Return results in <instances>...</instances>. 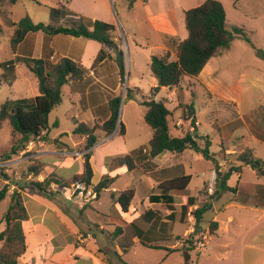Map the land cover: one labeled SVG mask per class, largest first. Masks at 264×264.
I'll return each mask as SVG.
<instances>
[{
	"label": "crops",
	"instance_id": "0c3cea01",
	"mask_svg": "<svg viewBox=\"0 0 264 264\" xmlns=\"http://www.w3.org/2000/svg\"><path fill=\"white\" fill-rule=\"evenodd\" d=\"M88 1L92 2L88 4V8L95 14L90 18L91 21L98 20L108 24L114 22L112 15L109 17L111 21L98 17L100 16V7L103 4L109 7L108 0H100V4L98 5L93 3V1L97 0ZM72 2L73 0H71V3ZM166 3L167 0H147L146 2L140 0L134 1V7L138 6V8L145 13L148 26L153 30L158 40H137L136 38L138 36H136L135 31L130 33L123 27L125 32L131 35L132 40L128 41L131 42L133 51L136 54H145L149 62L148 64H150L152 56L162 57L168 54L170 60H174L176 46L182 41L180 39H174L176 38L174 32L178 26L177 15L179 14V18L183 16L184 19V12L187 10L180 9L178 2L172 7ZM61 4L66 7L70 6L69 4ZM156 4L157 7H155ZM70 12L69 13L73 14V16H77L78 14L75 11ZM37 34H42L43 36L41 37L42 40H37L35 46L30 51V55H32L31 58H43L51 63H56L62 58H68L81 64L83 68L86 69V76L82 81L65 85L62 88V102L58 107L64 105V98L69 102V105L72 106L71 109L68 107L69 109L64 112L65 117L70 118L75 127L77 123H84L87 126H92L95 121L105 122L108 120L110 117L108 104L113 98L120 95L122 89L118 66L120 58L117 54L118 49H121L120 46H122L120 40L113 36L116 50L110 48L107 56L98 61V55L104 49V46L95 40L71 36L63 38L60 35H53L47 40V42L49 41L47 46L46 39L48 36L41 32ZM23 43L25 42H22V45ZM46 48L52 50V53L50 55L48 54V57L45 56ZM34 49L35 54L31 53ZM217 59L218 58L210 59L197 77L182 78L178 87L173 89L161 88L167 89L169 92V98L165 100V104L171 112L170 127L173 124V128L179 132V135H173L170 129V134L173 137H181L186 132H195L194 135L197 136V142L201 146L204 144V138H208L209 135L200 133L201 121L198 119L199 114L196 108L194 107L195 125L193 126L190 120H185L181 106L193 103L192 98H190L191 96L193 98H200L201 94L205 93L210 104L206 106V112L208 113L207 118L211 127L210 131L213 133L220 131V140L223 142L220 145V151L218 153H213L216 155L220 168L224 170L229 163L233 162V157L246 148L251 149L256 158L264 161V141L256 137L250 130V124H253L256 119L254 116L251 117V115L260 109L264 110V104L259 98L254 101L253 95L242 94V90L239 87L234 86L228 88V90H224L220 86H217L216 77L219 68ZM123 60L125 63V59ZM142 77L143 76L134 77L132 80H128L126 84V87H131L135 92L140 93L141 97L147 96L152 88L158 86V81L152 74H150L146 86L142 85L140 82L143 80ZM243 92L247 93L248 91L243 89ZM37 95L38 94L35 96ZM156 96L152 98L156 100ZM213 102L222 106L219 107L220 110H215L216 108H214ZM224 107L232 108L233 114H222L224 110L221 109H224ZM73 109H76L75 113H72ZM53 111L54 109L52 112ZM216 118L220 119L219 123ZM260 121L264 128L263 115ZM73 131L70 133L71 137L74 136ZM126 133L127 130H125V136ZM42 135L45 141L32 140L18 152L19 156L27 153L28 155L22 160V164L26 161L27 167L30 165L31 168L34 167L38 172L37 177H34L33 173L30 172L31 174L28 176V180L31 179L41 182L45 178L52 177L57 183L52 182L49 188L56 196L54 201H50L36 194L21 192V195H23V206L28 218L26 221L22 222L26 248L24 253L19 257L18 264H68L72 259L74 260L73 262L78 263L81 260L78 255L82 256L83 253H88L91 256L93 264H108V262L114 264V261H112L113 258L109 255V250L105 246L102 247V244L97 243L95 238V236H97L96 232L105 234L106 237L111 234L110 238L116 246L114 249L115 252L112 254L118 259V252L120 249L122 252L126 253L137 244H141L137 234L145 238L149 245L157 247V249L153 250H163L166 253H174L169 251L172 249L178 250L177 252L182 251V247H184V238L193 232V227L183 224L188 227L184 230L182 237L172 235L171 233V225L181 222L179 220L181 202L179 206H176L174 203L172 209H170L162 204L150 202V197L160 194L158 184L164 180L172 179L177 176L189 175L191 177L189 185L183 191L173 192L171 195L175 198V201L178 196L180 198L197 197V204L190 207L189 210H194L201 203L205 202L206 197H200V192L206 187L208 196L213 193L216 173L213 164L199 171H194L191 168L192 163L198 162L201 159L205 160L200 153L185 150L180 154L163 153L151 159L148 157V151H144L141 156L135 157L134 164L136 167L129 171L125 165L117 162L116 159L123 158L127 155L132 156L138 148L143 146L140 145L139 147L128 149L125 139L120 137L117 129L109 136H106L101 131H96L95 136L97 138V144L91 149V156L89 159L93 172L90 185L94 187L102 177L107 178L110 184L109 188L103 189L99 193L95 202L83 208H79L64 197L61 191V185L69 186L65 184H67L73 176L82 172L83 154L85 153L83 150L85 144L84 137L78 135L80 137L79 142L73 143V147L70 148L56 139L50 141L47 130L43 131ZM66 136L70 137L69 135ZM229 138H232V141H236L237 144L230 145L226 143ZM115 141H122V147L117 151H109L108 147ZM259 147L262 150V154L257 157ZM222 149H224V154L221 153ZM222 155H224L227 160H223ZM28 158L30 159L29 162ZM45 159L47 161H45ZM244 170H250L251 173H254L256 181L240 184V179ZM126 172L130 173L132 176H134L135 173H140V178L137 183H133L131 187L127 188H132L134 190V198L131 202L129 211L127 213H122L115 199H112V194H114L116 198L119 192L127 189L115 190V188L112 187L114 178L111 177V175L125 174ZM232 179L235 183L234 187L230 185ZM227 185L229 188L235 189V191L225 192L230 195V198L226 200V204L224 203L225 205H219L218 207L214 206L217 204L216 202L224 196L223 193L218 200L212 203V209L208 212L217 211L220 214L227 206L237 203L251 211L257 210L260 211L261 214L264 213L263 177L258 176L250 168L244 167L239 176L233 175L229 179ZM7 187L8 197L14 186ZM239 190L245 191L247 193V198H243L242 200L237 199V196L240 194ZM102 192L110 193L112 207H116L117 211L113 213L114 215H112V213L106 215L97 212V215L102 218L103 222L94 227L95 231L87 230L82 225L78 224V217L83 216L86 208H91L92 204L99 203ZM71 207L76 208L79 216L72 211L73 209ZM176 207H178V209H176ZM146 213L145 221H143L141 226L138 228L134 227L136 221ZM171 213L175 214L174 221L170 220L169 216ZM218 217L215 216L210 220L218 224L217 230L214 231L213 236L219 234L223 225H225L223 230L230 232L229 225L235 222L232 216L226 218V224L225 221H219ZM262 217L263 215H260L257 219L260 220ZM202 224L200 227L204 231L207 226L203 227ZM112 228L114 231H112ZM209 237L210 235H208V238ZM203 249L204 247L201 250Z\"/></svg>",
	"mask_w": 264,
	"mask_h": 264
},
{
	"label": "rangeland",
	"instance_id": "374dc122",
	"mask_svg": "<svg viewBox=\"0 0 264 264\" xmlns=\"http://www.w3.org/2000/svg\"><path fill=\"white\" fill-rule=\"evenodd\" d=\"M205 0H167L169 6H175L178 2L180 9L188 10L199 6ZM219 1L225 10L226 20L229 26L245 29L251 40V44L245 42L240 37H234L230 46L225 49L222 56L218 58V72L216 85L220 86L224 90H228L231 87H239L242 90V94L253 95V100L257 98L264 104V59L259 57L256 50H261L264 53V0H217ZM108 5L103 4L100 7V18L109 20L110 16L114 19V22H110L115 27L113 36L118 38L121 42V49L125 63L124 76L122 82V89L120 92L121 97H124L125 88L128 80H132L134 77L143 76V80L140 81L142 85H147V80L150 76L149 62L145 54H136L131 42V35L127 34L125 30L132 33L136 32L138 36L137 40H158L153 30L148 26L145 13L137 7H134V1L131 0H108ZM63 4H69L66 7ZM88 0H19L15 4H10L6 0H0V105L6 101L16 102L21 100L31 101L36 94L37 81L35 77L28 71L27 67L19 62V58L32 57L30 51L35 46L37 40H42V34L29 33L28 37L24 39L23 45L20 43L15 52L11 48V38L13 35L12 24L18 23L21 19L28 17L34 24H43L45 26H63V27H75V24L79 22L78 18L83 22L88 23L91 21V17L95 14L88 8ZM94 4H100V0L93 1ZM157 7V4L155 5ZM51 9H55L57 12L51 14ZM70 11H75L77 16L69 14ZM71 13V12H70ZM178 26L175 29L176 40H183L186 38V30L184 26L183 16L179 18ZM97 17V16H96ZM78 20V21H76ZM125 27V30L124 28ZM40 36V37H36ZM49 40L50 35H47ZM63 38H67L65 35H60ZM61 38V37H60ZM27 40V41H26ZM65 40V39H63ZM49 41L46 43L48 46ZM254 46V47H253ZM110 51V49H107ZM26 51V52H25ZM35 49L33 52L35 54ZM48 48L45 49V56L48 57ZM14 61L16 64L14 68L8 69L7 66H2L4 63ZM120 64L118 63V66ZM120 70V68H119ZM131 99H127L125 103H121L119 109L118 123H121L124 130H127L126 136L121 138L125 139L128 149L145 146L151 137V130L144 122L145 109L140 105L141 94L135 92L134 89L129 87ZM243 89L248 92L244 93ZM147 93V92H145ZM169 92L167 89H161L156 96V100H168ZM194 107L199 114L198 119L201 121L200 133L209 135L210 142L209 150L211 153H218L220 151V145L223 143L220 140V131L213 133L210 131L211 127L207 118V108L210 105L205 93L201 94L200 98H193ZM64 105L56 107L48 117V138L50 141L53 139L58 140L60 143L72 148L73 143H78L80 137L75 135L70 136L75 125L70 118H66L64 112L71 109L72 106L64 98ZM215 110H220L216 102H213ZM69 107V108H68ZM76 110V109H75ZM72 110V113H75ZM222 114L231 115L233 109L230 107H224ZM219 118V117H218ZM216 118V119H218ZM220 119H218V123ZM173 135H179V132L173 128V124L170 127ZM64 134V135H62ZM69 135L70 137L66 136ZM224 140V139H223ZM235 140V139H234ZM226 143L230 145H236V141H232L229 138ZM12 145H17L15 153L11 152ZM229 146V145H228ZM122 147V141L113 142L108 148L109 151H117ZM204 147V144H202ZM22 145L19 143V139L16 136L11 135L10 129L5 123L0 126V160L8 159H20V164L15 165L9 169L8 173L0 171V190L4 186H14L12 188L11 196L14 192L19 194V198L22 199L19 186H23L24 183L31 182L28 176H30V168L26 166V161L22 164V158L25 159L27 153L20 155ZM262 154V150L259 147L257 157ZM30 159L28 158V162ZM45 161H47L45 159ZM212 163L203 159L198 162L192 163V169L194 171L203 170L206 167H210ZM255 174L250 170H244L240 179L242 183L255 182ZM114 178L112 187L115 190L127 189L137 183L140 178V173H135L134 176L126 172L125 174L111 175ZM32 178V177H31ZM7 182V183H5ZM231 187H234V180H231ZM240 194L237 199L242 200L247 198L245 191L239 190ZM23 193V192H22ZM6 197L0 203V232L5 229V223L3 216L8 210L10 204V197ZM230 198L228 193H224V196L218 200L214 206L225 205L226 200ZM181 198L176 197L175 205H180ZM240 202V201H239ZM225 203V204H224ZM77 216L78 212L76 208L71 207ZM178 209V207H176ZM117 208L112 207L110 193L102 192L101 198L98 204H92L91 208L88 207L83 213V216L78 217V224L82 225L85 229L95 231L94 227L99 223H102V218L97 215V212L114 215ZM193 210H189L186 216V224L194 226V220L190 214ZM260 215H263L262 219H257ZM218 217L219 221H225L226 218L232 216L235 222L229 225L230 232L222 229L217 236H210L207 223L213 217ZM183 222L175 223L171 225L172 235H178L182 237L184 230L188 226L183 225ZM203 227L207 228L200 234L195 235V238L199 241L196 243L193 251L189 252L190 260L188 264H264V213L261 214L257 210H249L240 206L237 203L227 206L220 214L217 211L208 212L204 216ZM228 226V223H227ZM207 230V232H206ZM108 231V230H106ZM112 231L114 229L112 228ZM110 232V231H108ZM188 234L184 238V247L182 251L174 253H166L161 250L148 249L141 244H137L131 248L128 252L124 253L120 249L118 252V258L114 256L115 245L110 236L106 237L105 234L96 232L95 238L97 243L102 244V247H106L109 250L110 257L113 258L114 264H185L184 252L186 249H190V243L193 242V237ZM199 243L204 244V249L199 248ZM182 244V243H181ZM250 247V248H249ZM253 247V248H252ZM5 250L4 242H0V252ZM201 250V251H200ZM111 252V253H110ZM263 255V256H262ZM80 257V262L70 261L68 264H93L92 258L88 253H83ZM83 257V258H82ZM18 261V260H17Z\"/></svg>",
	"mask_w": 264,
	"mask_h": 264
},
{
	"label": "trees",
	"instance_id": "16d2710c",
	"mask_svg": "<svg viewBox=\"0 0 264 264\" xmlns=\"http://www.w3.org/2000/svg\"><path fill=\"white\" fill-rule=\"evenodd\" d=\"M10 4H15L19 0H6ZM135 1V0H131ZM146 2L147 0H140ZM57 11L51 9V14ZM70 14V13H69ZM79 22L75 27L63 26H45L43 24H34L28 17L21 19L18 23L12 24L13 35L11 38V48L15 52L17 46L23 42L29 33H44L45 35H65L71 37H83L90 40H95L104 46V49L98 55V61L107 56L108 50L113 48L116 50V44L113 42V32L115 27L111 24L102 21H88L85 23L78 18ZM76 20V21H78ZM184 26L187 33L185 39L180 41L175 49L174 60H170L168 54L159 57L152 56L150 59L149 68L154 78L161 81L160 86L152 88L147 96H142L140 105L144 107V122L151 130V138L147 146L138 148L132 156L117 158L116 161L125 165L129 171L134 169V159L141 156L144 151H148V157L153 159L163 153L180 154L185 150H191L200 153L202 157L211 161L216 173L214 191L208 196L207 188L204 187L200 192V197H206V201L201 203L190 214L193 217V242L190 243V249L184 252L185 264H188L190 257L189 252L193 251L196 243L199 241L195 235L202 232L200 225L204 221V215L212 209V203L218 200L225 192H234L235 189L229 188L227 183L233 175L239 176L244 167L250 168L258 176L264 178V161L256 158L251 149L246 148L241 153L233 157V162L223 170L220 168L216 155L209 150L210 142L208 138H204V147L197 142L195 132H186L181 137H173L170 134V116L171 112L166 107L165 100H155V97L162 87L173 89L179 86L182 78L197 77L203 70L208 61L212 58H219L227 49L234 37H240L245 42L251 44L248 32L243 28L231 27L226 20V14L223 5L217 0H205L199 6L188 9L184 12ZM252 45V44H251ZM254 47V46H253ZM49 55L52 53L48 49ZM259 57L264 59V53L261 50H256ZM119 72L121 82H123L124 65L123 53L119 51ZM35 77L37 81L38 95L31 101L21 100L16 102L6 101L0 105V126L5 123L10 129L11 135L18 137L22 148L30 141H45L42 135L43 131L48 128V117L53 109L58 107L62 102V88L65 85L82 81L86 76V69L79 63H76L68 58H62L56 63H51L43 58H19ZM15 62L11 61L4 63L2 66H7L12 69ZM1 80V79H0ZM1 85V82H0ZM130 89L125 88L124 97L121 95L113 98L109 104L110 117L105 122L95 121L92 126H87L84 123H77L73 134L84 137L85 144L83 150V165L82 172L73 176L65 185H70L73 182L91 183L93 176L92 168L89 163L91 149L97 144L95 136L96 131L103 132L106 136L111 135L116 129L120 136L125 135L124 127L118 123L119 109L121 103H125L127 99H131ZM184 112L185 120H190L191 124L195 125V109L193 103L181 106ZM264 110L255 111L252 115L256 119L253 124H250L251 132L264 141V128L260 119L264 116ZM258 114V115H257ZM261 122V123H260ZM18 149L17 145H12L11 152L15 153ZM224 154V149L221 151ZM223 160L227 158L222 155ZM30 172L34 177H37L38 172L34 167L30 168ZM191 177L177 176L172 179L164 180L158 184L160 190L159 195L150 197V202L159 203L167 208L172 209L175 203V198L171 195L173 192L183 191L190 183ZM24 183L19 186L21 192H29L36 194L46 200L54 201L56 194L50 190L52 182L57 183L52 177L45 178L43 181H34ZM61 184V183H60ZM110 181L102 177L101 180L94 186L97 194L103 189L109 188ZM61 187H63L61 185ZM8 187L4 186L0 190V203L7 197ZM134 198V190L132 188L119 192L117 197L112 194V199L116 203L122 213L129 211L131 202ZM180 221L186 224V216L190 207L197 204L198 198L183 197L181 198ZM148 213V212H147ZM146 214L142 215L134 227L138 228L145 221ZM152 214V213H151ZM170 220H175V214H170ZM28 218L26 210L23 206L22 199L19 194L14 192L10 196V204L8 210L3 216L5 229L0 232V242H4L5 250L0 252V264H18L19 257L25 251V236L22 229V222ZM135 224V223H134ZM209 235H214L217 230V222L210 221L208 223ZM139 233V232H136ZM140 243L152 249H157L146 242L140 234H137ZM171 252L178 250L172 249ZM108 264H110L108 262Z\"/></svg>",
	"mask_w": 264,
	"mask_h": 264
},
{
	"label": "built area",
	"instance_id": "2783aa9c",
	"mask_svg": "<svg viewBox=\"0 0 264 264\" xmlns=\"http://www.w3.org/2000/svg\"><path fill=\"white\" fill-rule=\"evenodd\" d=\"M21 159V158H20ZM20 159H8V160H0V171L5 173L9 172V169L15 165H18ZM24 158H22L23 160ZM61 191L64 194V197L72 202L79 208H83L97 199V194L94 190V187L85 182H73L69 186H63ZM204 244L199 243V248H203Z\"/></svg>",
	"mask_w": 264,
	"mask_h": 264
},
{
	"label": "water",
	"instance_id": "95a60500",
	"mask_svg": "<svg viewBox=\"0 0 264 264\" xmlns=\"http://www.w3.org/2000/svg\"><path fill=\"white\" fill-rule=\"evenodd\" d=\"M160 84H161V81H160V80H158V85L160 86Z\"/></svg>",
	"mask_w": 264,
	"mask_h": 264
}]
</instances>
